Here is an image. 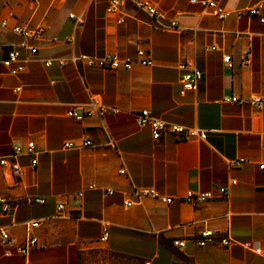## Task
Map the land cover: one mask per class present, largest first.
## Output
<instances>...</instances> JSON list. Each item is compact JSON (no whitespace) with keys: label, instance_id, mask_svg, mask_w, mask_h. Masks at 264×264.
<instances>
[{"label":"crops","instance_id":"crops-1","mask_svg":"<svg viewBox=\"0 0 264 264\" xmlns=\"http://www.w3.org/2000/svg\"><path fill=\"white\" fill-rule=\"evenodd\" d=\"M137 1L124 2L126 16L116 23L106 0H0V20L45 28L35 58L11 75L2 60L19 36L0 27V156L27 140L40 149L34 168L29 156L17 157L19 177L0 166V232L9 235V255L0 244V264H84L101 253L112 264H172L173 249L194 264H264L253 251H264V105L222 101L264 95V23L240 13L258 3L264 12V0H215L231 11L224 19L207 13L201 0H148L165 13L155 19ZM138 51L152 65L106 71L69 60L79 54L135 58ZM47 58L53 59L48 66ZM181 61L203 72L197 88L183 94ZM72 107L92 115L77 121L67 115ZM100 107L108 110L98 115ZM145 108L206 136L164 133L155 140L134 119ZM85 139L91 144L63 147ZM220 186L228 187L227 198L180 199L187 191L217 195ZM142 188L175 198L164 203L143 196L126 206ZM28 197L43 201L25 202ZM36 219L37 247L16 252L23 223ZM103 229L106 241L99 239ZM203 230L228 233L234 242L200 247L193 237ZM175 239L184 245L173 246Z\"/></svg>","mask_w":264,"mask_h":264},{"label":"built area","instance_id":"built-area-1","mask_svg":"<svg viewBox=\"0 0 264 264\" xmlns=\"http://www.w3.org/2000/svg\"><path fill=\"white\" fill-rule=\"evenodd\" d=\"M126 0H106V12L115 15L116 23L123 22L125 14L123 13L122 6ZM200 3L206 8L207 13L215 16L219 19L227 18L231 11L226 9L224 6L217 3L215 0H201ZM136 5L145 11L148 15L155 19H165V13L155 7L148 0H139ZM262 4L258 3L252 5L241 12H244L248 16L257 17L261 23H264V12L262 11ZM73 17L72 14H70ZM170 25L174 26V22L171 20ZM0 27L8 28L10 31L19 36V41L10 45L7 49L6 56L2 60V64L6 71L11 75H18L22 73L25 69V62L34 59L38 47L37 42L44 40L45 38V28L42 25H29L27 23L15 21L11 24L6 19L0 20ZM135 58H120L116 54H104V55H89V54H79L70 57V61L78 65L93 67L101 70H127L133 65H152V60L148 57L142 56V52L138 51ZM223 61L229 63V55L223 56ZM53 59L47 58L43 60L44 65L48 66L52 64ZM59 63L64 65L66 61L64 59H59ZM179 68L183 69L184 72L180 76V93L183 94L186 91L194 90L197 88L200 80L203 77V72L200 68L196 66H190L186 61H181L179 63ZM225 103H233L240 105L243 102H247L252 106L261 107L264 105V95L250 96L248 98H241L237 95H227L222 99ZM106 110L104 107H100L96 112L97 114H103ZM111 110L117 111L118 109L112 108ZM67 115L73 117L77 121L83 120L85 117L91 116V110H81L78 107H72L68 109ZM134 119L139 127L148 126L151 129L152 137L158 140L164 133H171L178 139H188L192 137L205 138L206 132L197 127H188L173 123L170 121L163 120L159 117L150 114L148 109H141L134 113ZM91 142L87 139L81 142L66 141L63 143V147L66 149H76L81 146L90 145ZM40 153V149L35 146L33 140H27L21 144H15L12 147V151L8 156H0V166L7 168L14 177H19L21 173V166L17 162V157L20 155L29 156V166L34 168L37 164V156ZM240 161H233L230 164H238ZM260 169H264V163L259 164ZM125 170L121 169L120 173H124ZM235 181H231L234 183ZM112 193V190L108 191ZM217 195L212 191H199L192 192L187 191L183 196L180 197L182 200L190 202H203L214 198H227L228 187L220 186L217 188ZM81 193H78L80 195ZM134 195L137 200L126 201V206H131L133 204H139L140 198L143 196L153 197L164 203H171L175 197L167 196L158 193L154 188H142L135 189ZM3 199L0 198V201ZM28 203H40L43 201L42 198H25L23 199ZM17 201H15L16 203ZM64 208L63 203L57 205L58 214L62 213ZM25 227V237L21 244L15 247L16 252L26 255L37 246L38 239L34 230L40 226V220H27L24 223ZM108 238V231L103 229L100 236V240L106 241ZM195 243L200 246L206 245H219V246H229L234 242V240L228 235V233H223L219 231L203 230L198 236L193 237ZM0 244L6 248L5 255H9L7 247L9 246V235L6 231L0 232ZM172 245L175 247H181L184 245V240L175 239L172 241ZM253 251L264 257V251L258 247H255ZM143 264H149V261H143Z\"/></svg>","mask_w":264,"mask_h":264},{"label":"rangeland","instance_id":"rangeland-1","mask_svg":"<svg viewBox=\"0 0 264 264\" xmlns=\"http://www.w3.org/2000/svg\"><path fill=\"white\" fill-rule=\"evenodd\" d=\"M37 247V246H36ZM35 247V248H36ZM86 257V256H85ZM83 258V256H82ZM81 258V259H82ZM178 262H181L183 264H189L190 261L186 260V259H177ZM142 262V261H141ZM84 264H112L111 260L107 258L106 255H103L102 253L100 254V256L98 257L97 260H94V261H90V262H85ZM134 264H141L140 262L138 263H134ZM173 264V263H172Z\"/></svg>","mask_w":264,"mask_h":264},{"label":"trees","instance_id":"trees-1","mask_svg":"<svg viewBox=\"0 0 264 264\" xmlns=\"http://www.w3.org/2000/svg\"><path fill=\"white\" fill-rule=\"evenodd\" d=\"M159 239H160V240H163L162 235H159ZM170 247H172L171 243H170ZM172 248H173V247H172ZM173 250H174V254L177 256L178 259H181V260L186 259V260L190 261L189 264H194V263L192 262V260H190L187 256H185L181 251H179V250H175V249H173ZM173 264H183V263L178 262V261L176 260V261L173 262Z\"/></svg>","mask_w":264,"mask_h":264}]
</instances>
